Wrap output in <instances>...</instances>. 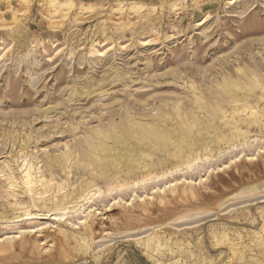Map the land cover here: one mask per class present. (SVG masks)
<instances>
[{"label":"rangeland","instance_id":"1","mask_svg":"<svg viewBox=\"0 0 264 264\" xmlns=\"http://www.w3.org/2000/svg\"><path fill=\"white\" fill-rule=\"evenodd\" d=\"M0 264H264V0H0Z\"/></svg>","mask_w":264,"mask_h":264},{"label":"bare ground","instance_id":"2","mask_svg":"<svg viewBox=\"0 0 264 264\" xmlns=\"http://www.w3.org/2000/svg\"><path fill=\"white\" fill-rule=\"evenodd\" d=\"M50 3H51V1H50ZM121 76V75H120ZM231 79V78H230ZM87 91V90H86ZM236 97V96H235ZM239 99V98H238ZM183 100V99H182ZM181 100V101H182ZM179 101H176L175 102V104H177ZM182 104V103H181ZM179 105V104H178ZM181 106V105H180ZM252 113V112H251ZM131 115V114H130ZM179 116V115H178ZM178 118V117H177ZM238 121V120H237ZM254 123V122H253ZM165 125V124H164ZM137 127H138V125H137ZM134 128V127H133ZM139 128V127H138ZM236 128V127H235ZM128 130V128H124V132H126ZM142 130V129H141ZM143 131L144 132H147L148 134H150V135H154V136H156V134L158 133V131H157V129H155V127L154 126H151V125H149V127H145L144 126V128H143ZM142 131V132H143ZM90 134V133H89ZM159 134V133H158ZM173 134V133H172ZM149 135V136H150ZM213 135V134H212ZM231 135V134H230ZM185 136V135H184ZM189 137V136H188ZM182 138V137H181ZM88 140V139H87ZM237 140V139H236ZM136 141V140H135ZM187 141V140H186ZM185 141V142H186ZM178 142V141H177ZM188 142V141H187ZM177 144V143H176ZM183 144V143H182ZM138 145V144H137ZM91 146L92 147H94V145H93V143H91ZM174 146V145H173ZM182 146V145H181ZM173 148H175V147H173ZM182 149V148H181ZM145 152V151H144ZM191 152V151H190ZM124 159L126 158V156L128 157V156H130L129 155V153H125L124 154ZM184 156V155H183ZM138 157V156H137ZM149 157H150V155H149ZM171 157H172V155H171ZM172 159H174V158H172ZM136 161V160H135ZM177 164V163H176ZM141 165V164H140ZM178 166V165H177ZM255 166L256 167H258L259 166V163H255ZM255 166H254V168H255ZM152 167V166H151ZM137 168V167H136ZM261 168V167H260ZM257 169V168H256ZM255 170V169H254ZM260 170V169H259ZM25 175L23 176V181H24V183L28 186V188L29 189H32V185L35 183V180H34V176L32 175V173L30 172V171H28V172H26V173H24ZM41 181V180H40ZM39 181V182H40ZM88 182V181H87ZM232 183V182H231ZM94 184V183H93ZM84 185V184H83ZM89 185H91V184H89ZM88 187V186H87ZM217 187V186H216ZM82 189V188H81ZM88 189V188H87ZM100 187H98V189L97 190H99L100 191ZM108 189V188H107ZM47 190H45L44 192H46ZM90 194V192H88L87 193V195H89ZM92 195H96V192H94ZM82 197V196H81ZM178 198V197H177ZM56 203V202H55ZM58 204H60V201L59 202H57ZM57 203H56V205H57ZM55 205V206H56ZM18 214V213H17ZM31 212L29 211V210H26V211H24V213H23V216H25L26 218H29V216H31ZM61 242V241H60ZM58 253V252H57ZM59 258V257H58ZM57 260V259H56Z\"/></svg>","mask_w":264,"mask_h":264}]
</instances>
